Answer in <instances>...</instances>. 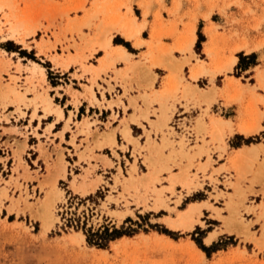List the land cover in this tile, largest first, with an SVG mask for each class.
Instances as JSON below:
<instances>
[{"label": "rangeland", "instance_id": "obj_1", "mask_svg": "<svg viewBox=\"0 0 264 264\" xmlns=\"http://www.w3.org/2000/svg\"><path fill=\"white\" fill-rule=\"evenodd\" d=\"M97 1L0 0V123H9L13 114L24 117L30 108V121L36 117L39 125L46 116L42 96L59 101L53 95L56 91L50 92L51 83L58 81L55 77L68 82L67 77L72 76L67 71L55 73V68L67 70L71 61L82 69L74 75L86 72L92 53L85 41H90L89 33L100 21L108 20L101 14L88 17ZM106 2L110 7L114 4L118 17L142 11L145 18L154 7L153 61L163 54L168 61L182 62L181 67L172 69L165 65L171 80H185L183 65L191 66L192 58L209 67L213 62L224 66L233 55L239 57L238 62L230 69L222 67L215 79L208 75L195 81L203 90L215 86L217 92L208 100L186 90V85L178 89L179 81L171 94V106L165 107L171 95L161 102V113L170 114L156 126L160 139L151 140L148 132L145 142L134 141L133 161H126L128 169L118 165L117 173L99 189L94 190L100 176L93 180L72 174L69 179L62 174L59 169L64 170L68 163L62 152L52 157L50 141L34 144L36 138L30 137L27 146L17 138L6 140L0 147V264H264V210L259 206L264 201V84L257 76L264 70V0H136L135 12L133 0ZM162 12L177 19L165 20ZM211 14L215 21L238 26L233 37L239 42L233 44L230 34L217 33L219 24L208 21L203 28L200 21L194 46L180 50L178 46L188 42L197 18L207 21ZM204 32L209 37L206 43ZM249 39L258 42V52H249ZM167 40L170 45L164 42ZM76 41L80 44L75 49ZM241 43L246 44V53L235 54ZM206 45L211 48L213 62ZM252 47L258 48L257 44ZM73 48L75 55L79 54L75 58H71ZM227 74L232 75L228 80L233 84L225 95L216 85ZM179 91L180 97L176 95ZM16 94L23 99L18 100ZM179 99L185 100L186 110L189 106L200 110L194 125L185 118L196 133L194 143H189L184 133L177 137L169 123ZM220 101L236 106L240 123L258 128L232 136L228 125L219 138L211 121L204 118L215 116ZM33 128L38 137L37 128ZM10 130L27 137L25 128L23 132L16 126ZM252 144H258L254 157L239 151L238 147ZM58 161L60 167H56ZM49 191H57V197L51 207L52 221L44 228L43 201ZM190 202L200 209L193 213V225L172 223ZM240 223L247 231L235 227ZM105 227L110 232L128 233L109 240L104 247L87 241L88 233ZM74 231L82 232L84 240ZM210 233L214 236L207 241Z\"/></svg>", "mask_w": 264, "mask_h": 264}, {"label": "crops", "instance_id": "obj_2", "mask_svg": "<svg viewBox=\"0 0 264 264\" xmlns=\"http://www.w3.org/2000/svg\"><path fill=\"white\" fill-rule=\"evenodd\" d=\"M135 2L136 0H133V12H135ZM152 10H154V7L148 11L149 13L145 18L142 17V11H140V15H135V13L133 15L130 12L125 15L123 20L133 16L137 24H142L138 35L136 37H126L121 32L114 31L107 47H103L101 44V34L98 28L95 27L96 30H91L89 33L91 36L90 41H85L88 43L86 49L92 53L86 64L88 68L86 72L82 76H76L81 73L82 69L74 63L70 64L71 61L68 63L67 68H69L67 70H62L58 66L55 68V73L65 74L67 71L72 75L71 78L67 77L70 80L68 82H62V78L55 77L58 81L54 85L52 83L50 85V92L56 91L53 95L60 98L57 102L53 101V104L61 108L62 116L56 119L54 112L47 113L45 117L40 119V124L38 125V118L34 117L31 121L29 119L30 108L25 111L26 115L24 117L13 114L9 119V123H0V147L5 144L6 140L12 142L14 138H17L21 145L26 143L27 146H30V137L36 138L34 144H37V140L42 142L50 141L48 150L52 152V157L56 158L62 152L67 161L68 164L65 169L62 170L63 168H61L59 171L69 179L72 174L76 176L86 175L93 180L97 179L98 176L102 178L94 190L103 187L106 180L113 178V175L117 173L118 165L122 169H128L126 161L130 163L133 161L132 149L134 141L145 142L148 132L151 140L154 138L160 139V135L155 133L156 126L160 123V118L170 114L168 111L164 114L161 113V102L164 101L168 94H172L169 91L172 88L174 89L175 85L177 86L180 81L178 78L172 80L169 78L170 73L166 70L165 65L153 63L156 37L151 30L153 22ZM162 14L165 20L172 21L177 19L176 17L166 16L165 12H162ZM200 21L203 24V28L209 24L208 21L219 24L220 26L216 29L217 33L230 34L233 44L239 42V39L233 37L239 27L225 25L224 21H215L212 19L211 14L207 21L200 17L197 18L192 33L194 36L193 46L197 40V27ZM106 22L107 20H104V23ZM204 34L205 40L203 43H206L209 37L205 32ZM164 42L168 45L171 44V40ZM247 42L250 48L249 52H258L261 49L256 40L249 39ZM76 43L77 45L74 44L75 49L79 47L80 42L76 41ZM252 44H257L258 48H253ZM74 48L70 49L71 58L79 55H75ZM262 50H264V47ZM122 51L126 53V58L120 56ZM238 51L246 53L243 47L237 48L235 54ZM234 57L232 68L239 59L237 55ZM198 62L199 60L192 58L191 66L188 63L183 65V71L186 70L187 75L185 74V80L180 81L178 89L184 87V85L192 86L195 81L202 79L203 76H208L201 73L196 78L191 77V69ZM22 63L24 62L22 61ZM52 69L54 68L52 67ZM217 77L216 75L215 78ZM230 77L232 75L227 74V76L222 78V82L216 85L218 89H223L225 95H228V87L233 84V80H228L233 79ZM45 81L47 84V75H45ZM176 95L180 97L181 91L177 92ZM171 98L172 95L167 100L165 107L171 106ZM185 104L183 99L175 102L176 109L170 122L175 114L180 112L183 114L184 119H191L192 125H194L200 110L197 108L193 109L191 106H189V110H186ZM219 104L220 106H217L218 109L213 111V114L215 117H221L225 121L222 126L223 131L225 132L229 128L228 125H230L233 129L232 136L246 134L239 129L241 125L247 126V124L239 122L236 106L230 103L229 105H223L222 101ZM154 109L156 110L155 113L153 112ZM39 115H42V113H39ZM209 115H211L210 112ZM46 118L47 120H45ZM204 119L207 123L211 120L207 116ZM13 126H16L17 131L21 132L25 128L27 137L10 130ZM33 127L37 128L38 137L35 136ZM261 127L262 129L264 128V117ZM174 130L177 137L183 134V131L176 127H174ZM229 139L230 137L226 141ZM195 141L196 138L190 140L189 143H194ZM122 145L126 146V149L121 148ZM111 146L114 148L113 150ZM36 155H38V151ZM37 158L38 161H43L42 157ZM56 167H60L59 161Z\"/></svg>", "mask_w": 264, "mask_h": 264}, {"label": "bare ground", "instance_id": "obj_3", "mask_svg": "<svg viewBox=\"0 0 264 264\" xmlns=\"http://www.w3.org/2000/svg\"><path fill=\"white\" fill-rule=\"evenodd\" d=\"M104 1L105 0H99L97 2H93L94 5L91 8L90 14H88L89 18L102 15V17L104 19L105 18L108 19L106 23H102V21H100L99 24L97 25L99 33L101 34L100 40H101L102 46L107 47L110 44V38H111L114 31L121 32L126 37H136V35H138V33L140 31L142 24H137L133 16H129L128 19L123 20V17L125 15H121L122 17L119 15V17H120L119 18L117 16L116 11L112 8L114 4H112V7H110L107 5L108 2L104 3ZM86 23H88V20ZM208 29H210V26L207 27V30ZM29 32H34V30H30ZM193 40H194V36L191 35L188 42L178 46V48L180 50L190 48L192 46ZM244 45H246V44L241 43V44L236 45V47L237 48L246 47ZM40 49L43 50L42 46ZM205 51H206V54L210 57L211 61L213 62L214 61L213 53L211 51V48L208 47V45H206ZM120 56L122 58L127 57V55L124 51L121 52ZM234 60H235V57L232 56L225 63L224 66H220V65L218 66L216 64V62H213L211 67L204 65L205 63L203 61H199L195 67H192L190 75H191V77L196 78L198 76V74L203 73L205 75H209V76L213 77L218 71L222 70V67H224V69H226V68L230 69L232 67ZM153 63L160 64V65L163 64V65H166L167 67H169L170 69H172V68H176V67H181L182 62L179 63L177 60L176 61H168L164 57V55L162 54V55H158V58ZM257 76L260 80L263 81V84H264V70H259L257 73ZM186 90H189L191 92H197V94H199L201 97L205 98L206 100L210 99L214 95V93L216 92L215 86H211L210 89H204L203 90V89L198 88L195 85H193V86L188 85L186 87ZM12 91L15 92V89L12 88ZM169 92H170V94L173 93L174 92L173 88ZM16 95H17L18 100L23 99V95H20V94H16ZM168 96H169V94H168ZM41 100L43 102L42 108H43L44 114L54 112L56 114V119H58L59 117L62 116L61 108L57 105H54L53 101L51 100V98L47 94L43 95ZM160 120H161L160 121V123H161V122H163V120H165V118L164 119L160 118ZM210 121L214 125L215 134L220 138L222 133H223L222 126H223L225 121L221 117H218V116L217 117L214 116L213 118H211ZM257 128H258V126L249 127L246 125H241L239 127V129L246 134L253 132ZM257 148H258V144H252V145H248V146L239 147V151L241 153H245V156L252 158L255 155H257ZM56 197H57V191H49L44 198V201H43L44 213L41 216L43 219L42 224H43L44 228H47L52 221L51 220V218H52L51 207H52L53 202H54ZM259 206H261L264 210V201L259 202ZM194 212L199 213L200 209H198L196 202H190L188 208L185 211H183L178 216V218L171 220V222L178 224V225H183L185 227H191L193 225L192 216H193ZM235 227L238 230L247 231L242 224L236 225ZM229 229L231 230V228H229ZM74 235H77L78 237H80L81 239L84 240V234L82 232L74 231ZM213 236H214V233H210L208 235V237L206 238V240L207 241L211 240V238ZM193 245L195 247H197L194 243H193Z\"/></svg>", "mask_w": 264, "mask_h": 264}, {"label": "trees", "instance_id": "obj_4", "mask_svg": "<svg viewBox=\"0 0 264 264\" xmlns=\"http://www.w3.org/2000/svg\"><path fill=\"white\" fill-rule=\"evenodd\" d=\"M200 42V36H199ZM124 233H128L126 231H119L118 229H113L111 232L108 227H105L101 232H91L87 234V241L92 244H96L99 247H104L107 245L108 241L121 236Z\"/></svg>", "mask_w": 264, "mask_h": 264}, {"label": "built area", "instance_id": "obj_5", "mask_svg": "<svg viewBox=\"0 0 264 264\" xmlns=\"http://www.w3.org/2000/svg\"><path fill=\"white\" fill-rule=\"evenodd\" d=\"M170 124L173 128L176 127L183 131V133L186 134L187 138H189L190 140L195 138L196 135L191 128V123L189 122V120L183 118L182 113L177 112Z\"/></svg>", "mask_w": 264, "mask_h": 264}]
</instances>
